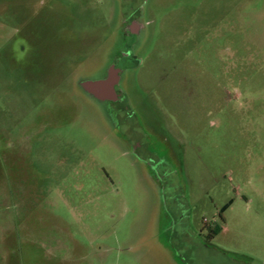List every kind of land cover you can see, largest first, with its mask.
I'll use <instances>...</instances> for the list:
<instances>
[{
    "label": "rangeland",
    "instance_id": "1",
    "mask_svg": "<svg viewBox=\"0 0 264 264\" xmlns=\"http://www.w3.org/2000/svg\"><path fill=\"white\" fill-rule=\"evenodd\" d=\"M0 264H264V0H0Z\"/></svg>",
    "mask_w": 264,
    "mask_h": 264
},
{
    "label": "flooded vegetation",
    "instance_id": "2",
    "mask_svg": "<svg viewBox=\"0 0 264 264\" xmlns=\"http://www.w3.org/2000/svg\"><path fill=\"white\" fill-rule=\"evenodd\" d=\"M134 24L136 27H135V30H132L131 26ZM127 30L132 35H138L141 33L142 26L140 25L138 20H133L127 26ZM133 48H134L133 45H127L124 50L120 51L117 58L114 59L109 64V66L105 70L104 75L101 78L95 79V80L83 79V80H80L78 82L79 88L82 91H84L86 94H88V93L81 87V83L84 81H110V83L112 82L115 97H109L108 96V98H107V94L105 93L104 97H106V98L102 100V99H99L97 97H94L91 94H88V95L101 104H109L110 106H113L114 107L113 113L115 116L119 115L121 112H123L126 109L125 107L121 106V104L124 100V96H123V92L119 88V85L121 83V80H122L121 78H122L123 73L127 70H131L133 65H129V64L127 65L126 64L125 66H121L122 65L121 63L122 62L127 63L130 60H133V61L135 60V57L133 55ZM112 73H115L116 78H118L117 80H116V78L114 79ZM110 118H113V115ZM145 146L146 147L143 150L149 156L148 165L150 166L151 169L157 170V166L159 165V162H158V160L154 159L153 151L150 149L149 145L145 144ZM133 147H134L135 151H138L139 149L143 148V144L141 142L135 143V144H133Z\"/></svg>",
    "mask_w": 264,
    "mask_h": 264
},
{
    "label": "water",
    "instance_id": "3",
    "mask_svg": "<svg viewBox=\"0 0 264 264\" xmlns=\"http://www.w3.org/2000/svg\"><path fill=\"white\" fill-rule=\"evenodd\" d=\"M114 79L115 73H112ZM118 78H116L117 80ZM115 82V81H114ZM81 87L88 93L99 99H105L104 94H107V98L115 97L113 90V83L110 81H84L81 83Z\"/></svg>",
    "mask_w": 264,
    "mask_h": 264
},
{
    "label": "crops",
    "instance_id": "4",
    "mask_svg": "<svg viewBox=\"0 0 264 264\" xmlns=\"http://www.w3.org/2000/svg\"><path fill=\"white\" fill-rule=\"evenodd\" d=\"M227 224V221H225V225ZM223 229H225V228H221V231H223Z\"/></svg>",
    "mask_w": 264,
    "mask_h": 264
},
{
    "label": "trees",
    "instance_id": "5",
    "mask_svg": "<svg viewBox=\"0 0 264 264\" xmlns=\"http://www.w3.org/2000/svg\"><path fill=\"white\" fill-rule=\"evenodd\" d=\"M215 234H217V233H215ZM211 239L213 238V237H210Z\"/></svg>",
    "mask_w": 264,
    "mask_h": 264
}]
</instances>
